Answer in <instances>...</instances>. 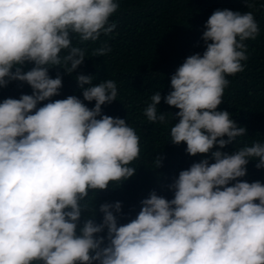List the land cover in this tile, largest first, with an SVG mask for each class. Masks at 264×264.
Instances as JSON below:
<instances>
[{"label": "clouds", "instance_id": "clouds-1", "mask_svg": "<svg viewBox=\"0 0 264 264\" xmlns=\"http://www.w3.org/2000/svg\"><path fill=\"white\" fill-rule=\"evenodd\" d=\"M118 7L115 0H0V87L18 80L33 89L0 103V264H264V184L239 179L250 160L264 168L259 142L233 154L211 152L214 163L203 159L179 173L172 200L152 192L127 224H117L120 202L105 203L102 223L89 218L78 231L89 191L134 175L128 165L139 156V137L126 120L101 113L116 101L112 80L93 85L91 76L76 77L92 109L76 96L37 105L62 87L49 68L63 63L73 73L84 62L72 38L95 42L111 33ZM205 29L206 51L186 58L164 97L179 110L171 142L185 143L190 156L246 135L217 108L226 76L244 71V42L259 32L251 12L228 9L216 10ZM110 51L103 45L93 56ZM26 62L35 67L23 72ZM161 99L160 91L151 97L149 121L167 122L168 114L157 112ZM105 229L107 244L99 235Z\"/></svg>", "mask_w": 264, "mask_h": 264}, {"label": "trees", "instance_id": "trees-1", "mask_svg": "<svg viewBox=\"0 0 264 264\" xmlns=\"http://www.w3.org/2000/svg\"><path fill=\"white\" fill-rule=\"evenodd\" d=\"M115 2L119 4L118 10L109 19L110 23L116 25L115 29L107 35H101L95 42H81L78 36H74L73 46L85 50L84 62L73 73H67L63 63L49 68L51 78L57 75L62 78V87L59 95L37 105L38 109L49 102L76 96L92 109L95 101L84 100L83 90L76 77L80 74L91 76L93 85L112 80L117 87L116 101L102 105L101 113L126 120L139 137V156L128 165L135 168L134 175L120 182H111L106 190H90L82 201L87 204L89 211L82 213L78 231L86 219L92 218L95 223H102L103 213L99 209L105 203H121V213L117 215V224L120 226L137 217L141 202L149 198L152 192L172 200L174 190L171 185L178 179L179 173L203 159L214 163L211 152L233 154L254 142L264 144V0ZM223 9L241 14L251 12L259 27L256 38L244 42L247 47V60L241 62L244 71L226 76L229 84L224 90L223 102L217 108V111H227L236 125L247 131L246 135L237 137L223 149L214 146L206 155L190 156L185 143L176 145L171 142V128L179 122L175 117L179 110L167 105L164 97L172 90L171 77L186 58L195 54L202 56L206 51L202 39L205 24L216 10ZM103 45H107L111 51L103 56H93V52ZM66 54V51H62L61 56ZM33 67V63L26 62L22 71L27 72ZM12 71L15 72V67ZM158 91L162 99L157 112L168 114L166 123L149 121L144 115L151 97ZM32 93L33 89L26 82L10 81L6 87H0V103L8 98L19 99L22 95ZM223 139L228 138L225 136ZM157 156L161 158L159 166L156 163ZM258 162V159L250 160L246 166V176L239 179L264 184V168L257 169ZM234 183L230 182L229 186ZM99 235L105 238L107 244V229Z\"/></svg>", "mask_w": 264, "mask_h": 264}]
</instances>
